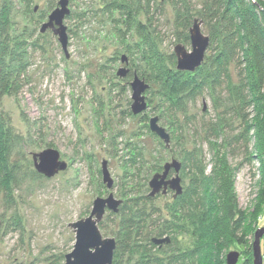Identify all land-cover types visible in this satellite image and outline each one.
I'll return each instance as SVG.
<instances>
[{"label":"rangeland","instance_id":"rangeland-1","mask_svg":"<svg viewBox=\"0 0 264 264\" xmlns=\"http://www.w3.org/2000/svg\"><path fill=\"white\" fill-rule=\"evenodd\" d=\"M58 1L0 0L9 47L15 50L18 40L23 43L12 64L24 70L17 91L0 95V117L8 133L7 144L0 149V264H64L75 243L69 223L86 217L93 200L109 193L122 200L117 213L106 209L98 223L101 235L116 241L112 264H154L155 258L168 264L173 255L193 249L199 241L207 240V246L211 242L207 232L198 233L203 236L198 239L182 224L180 205L194 189L192 165L206 164L209 172L215 148L222 143L208 134L209 125L226 124L228 138L238 132L239 121L230 110L222 120L223 109L230 105L227 91H217L214 97L204 91L173 113L164 105L163 84L156 79L144 92L146 109L133 114L130 82L144 63L132 47L140 40L128 34L127 18L101 10V0H68L70 12L63 19L66 55L50 29L40 32ZM185 1L194 14L192 21L197 20L208 35L207 19L199 17L207 0ZM174 2L155 1L147 38L170 72L177 70L175 46L191 50V25L187 30L177 25ZM144 47L143 43L141 51ZM210 53L207 49L205 55ZM120 71L126 74L119 76ZM153 116L169 133L168 145L150 131ZM47 148L58 150L67 163L50 178L37 172L32 159L33 153ZM173 159L181 162L183 196L175 200L171 191L149 197V180ZM103 161L113 179L111 188L102 181ZM228 162L231 167L242 163L234 174V195L239 208L254 211L260 200L261 166L244 162L238 153L228 156ZM257 207L262 215L251 216L237 231L239 236L245 233L250 247L255 230L264 226V204ZM125 217L136 223L131 238L120 235ZM164 237L170 238L168 244L151 240ZM247 245H230L224 260L228 252L237 251V263L241 257L253 263Z\"/></svg>","mask_w":264,"mask_h":264},{"label":"trees","instance_id":"trees-1","mask_svg":"<svg viewBox=\"0 0 264 264\" xmlns=\"http://www.w3.org/2000/svg\"><path fill=\"white\" fill-rule=\"evenodd\" d=\"M155 1L101 0V10L105 9L112 16L115 12L125 15L129 24L128 34L136 35L140 40L139 43L133 41L132 45L138 50L144 63L143 67L140 66L142 70L136 75L148 86L156 79L161 81L163 88L160 94L164 97V105L172 109L173 113L204 91L211 97L224 89L228 93L230 105L223 109L226 115H221L222 120L226 121L230 110L229 114L239 121L238 132L228 138V127L225 123V127L220 123L209 125L208 134L215 140L222 139V143L215 148L209 172L206 171V164L201 165L197 161L192 165L194 189L190 188L191 193L180 205L181 222L186 224V229L191 235L194 234L199 239L203 238L200 233L207 232L211 242L206 246L207 240L199 241L193 249L181 250L179 256H172L175 264H226V248L230 245H247L245 233L242 234L244 236H239L237 231L251 216L256 219L261 216L257 206L264 204V1H205L199 17L207 19V49H210L211 53L205 55L202 64L193 72H170L166 68L164 58L158 55L157 50L153 49L148 41L149 25L152 24L157 10ZM173 5L177 25L187 30L194 21V14L190 12L188 3L185 0H175ZM5 20V13L0 12V95L5 91L16 92L24 72L22 67L12 64L18 57L17 48L23 43L18 40L15 50L9 47ZM141 43L145 45L144 51L140 49ZM171 64H175L174 55H171ZM169 82L176 85L168 86ZM221 104L220 102L218 106L221 107ZM3 128L4 121L0 117V149L7 144L5 136L8 133ZM236 153L243 157L244 162L251 165L258 163L261 166L258 180L260 200L252 212L239 208L234 195V174L242 163L231 167L228 156H236ZM1 159L2 153L0 164ZM1 171L0 169V173ZM183 193L184 190L173 198L178 200ZM191 206H194V209ZM124 220L126 221L121 223L120 235L131 238V230L136 223L130 217H125ZM168 229L172 231L171 227ZM154 239L156 238L151 239L152 242ZM263 241L260 243L264 259ZM247 246L250 251L251 247ZM172 261L168 264H172ZM154 262L163 264L158 258H155ZM237 264L253 263L250 258L241 257Z\"/></svg>","mask_w":264,"mask_h":264},{"label":"water","instance_id":"water-1","mask_svg":"<svg viewBox=\"0 0 264 264\" xmlns=\"http://www.w3.org/2000/svg\"><path fill=\"white\" fill-rule=\"evenodd\" d=\"M68 0H59L58 6L48 15L47 21L40 27V32L50 29L57 36L63 52L67 55V28L63 24V19L69 14ZM189 40L191 50H187L183 45H177L174 48L176 55V69L179 71L193 72L204 61L206 50L209 46V37L201 31L200 24L194 20L189 28ZM126 71H120L119 76H124ZM131 87L130 105L133 114L143 112L147 103L144 92L148 88V84L134 74ZM149 129L157 135L166 145L170 142V135L166 129L158 123V117L153 116L149 119ZM33 165L37 172L50 178L60 171L67 168L66 161L62 160L58 150L47 148L41 152L32 154ZM102 181L107 188L113 186V179L108 171L106 161L101 164ZM181 162L176 159L171 160L163 165L161 172L155 173L148 182L150 192L149 197H153L158 193L166 194L168 190L174 192V196L183 192L181 178L179 172ZM170 171L174 175L170 178ZM122 200L115 199L111 193L107 197H96L92 202V208L86 217H82L74 222L69 223V227L75 234V243L71 252L65 254L64 264H112L113 253L116 247L114 238H104L99 230L98 223L101 221L106 209L117 213ZM264 235V226L258 227L253 235L251 244L253 254V264H262L263 257L261 251V238ZM168 238L154 239L156 244L168 242ZM239 259L237 251H230L225 256L226 264H236Z\"/></svg>","mask_w":264,"mask_h":264},{"label":"flooded vegetation","instance_id":"flooded-vegetation-1","mask_svg":"<svg viewBox=\"0 0 264 264\" xmlns=\"http://www.w3.org/2000/svg\"><path fill=\"white\" fill-rule=\"evenodd\" d=\"M171 177V171H170V173L168 174V177L167 178H170ZM171 192V190H168L167 191V193H170ZM174 193V192H173ZM173 196H174V194H173ZM164 238H168L169 239V241L168 242H164V243H162V244H168L169 242H170V238L169 237H164ZM162 244H160V245H162Z\"/></svg>","mask_w":264,"mask_h":264}]
</instances>
